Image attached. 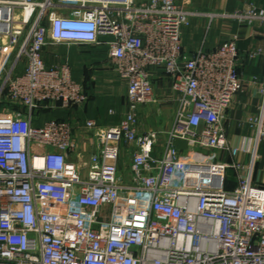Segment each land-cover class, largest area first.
Masks as SVG:
<instances>
[{
	"label": "built area",
	"instance_id": "2783aa9c",
	"mask_svg": "<svg viewBox=\"0 0 264 264\" xmlns=\"http://www.w3.org/2000/svg\"><path fill=\"white\" fill-rule=\"evenodd\" d=\"M191 14L177 0H0V264H264V187L254 180L264 84L254 135L232 145L223 117L243 88L237 43L188 54ZM233 16L264 22V8ZM50 43L107 48L127 81L117 123L87 119L80 140L68 120L38 122L89 98L68 60L46 62ZM154 69L178 105L168 129L143 131L140 108L158 101Z\"/></svg>",
	"mask_w": 264,
	"mask_h": 264
},
{
	"label": "crops",
	"instance_id": "0c3cea01",
	"mask_svg": "<svg viewBox=\"0 0 264 264\" xmlns=\"http://www.w3.org/2000/svg\"><path fill=\"white\" fill-rule=\"evenodd\" d=\"M177 1L186 10L194 13L189 16V24L182 28L183 49L188 54L193 55L200 48L205 51L214 50L227 40H235L237 43L239 51L237 73L243 81V88L233 97L231 104L225 111L223 124L230 143L240 147L243 145L245 137L254 135V129L248 120L250 117H257L261 109L260 89L264 84V22L260 20L243 21L233 15L251 8H264V0ZM103 47L104 51L95 52L93 56V58L101 61L99 69L96 67L92 72L88 68L83 74L76 70L77 75H74V70V77L86 83L89 98L83 107L75 106L70 109V119H67L70 122L80 123L86 119H95L101 125L109 126L117 123L123 116L127 101V81L118 74L112 73L115 71L109 64L107 48ZM255 51L260 52L256 57L251 58L249 54ZM23 70L24 67L17 69V73H21ZM99 72H102L106 78H100ZM153 72L155 74L153 85L158 101L155 104L141 107L140 119L145 118V116L158 119L163 127L145 128L141 124L143 131L168 129L172 125L178 105V95L172 90L169 78L160 77V70L154 69ZM111 109L117 111L113 116L109 113ZM63 110L68 111V109L57 108L51 109L49 113L43 112V115L58 113ZM43 120L47 119L43 118ZM80 140L82 139L80 138ZM180 144L184 145L182 142ZM80 145L85 147L84 149L88 148L84 142ZM124 155H130V148L126 145L123 146L122 160ZM219 157L227 161H232L235 158L224 151L219 153ZM238 158L247 161L248 155L243 157L240 155ZM227 177V187H234L237 183V175L234 169L228 170ZM254 180L258 186L264 187V140L259 147V159L255 168Z\"/></svg>",
	"mask_w": 264,
	"mask_h": 264
},
{
	"label": "rangeland",
	"instance_id": "374dc122",
	"mask_svg": "<svg viewBox=\"0 0 264 264\" xmlns=\"http://www.w3.org/2000/svg\"><path fill=\"white\" fill-rule=\"evenodd\" d=\"M46 53H45V60L48 64H54V63H59L61 61H65L68 60L70 62V64L73 67V74H74V70H75V74L77 75V71H79L80 74L85 73V70H87L88 68L93 72V70H95L96 67H98L99 69V65L101 63L100 60H97L95 58H93L94 53H98L99 51H104V47L100 46V45H91V44H55V43H50L47 48H46ZM24 66V62H20L18 69L23 68ZM97 69V70H98ZM114 73V75L117 73ZM99 77H105L103 76V73L99 72L98 73ZM111 76L113 77V74H111ZM77 77V76H76ZM106 78V77H105ZM118 84V83H117ZM116 85V83H115ZM86 104V103H85ZM84 104V105H85ZM84 105L78 106V107H83ZM77 107V109H78ZM124 108L126 109V106H124ZM73 109V108H70ZM70 109L67 110H63L62 112H58V113H53V114H49V115H43L42 112V117L44 119H51V118H66V119H70V113L69 111H71ZM43 118H41L39 120V122L43 121ZM87 120V119H86ZM85 120V121H86ZM141 124H143V126H145V128H157V127H163L162 123L160 120L158 119H151L149 116H145V118H141ZM84 122L80 123H74L75 126L77 127V136L80 139H83L84 134H86V131L83 129V125ZM85 148V147H84ZM87 148V147H86ZM86 150V154L87 152L90 150L89 147ZM126 154V153H125ZM130 160V155H124L123 160L121 159L120 161V170L122 172V174H124L126 177H130V172H129V161Z\"/></svg>",
	"mask_w": 264,
	"mask_h": 264
},
{
	"label": "trees",
	"instance_id": "16d2710c",
	"mask_svg": "<svg viewBox=\"0 0 264 264\" xmlns=\"http://www.w3.org/2000/svg\"><path fill=\"white\" fill-rule=\"evenodd\" d=\"M83 84H84V86H85V89H86V91H87V85H86V83L85 82H83ZM88 93V92H87ZM89 95V94H88ZM73 108V107H72ZM51 111V109H46V110H43L42 112H44V113H49ZM51 119H54V118H51ZM55 119H58V120H67V119H65V118H61V117H58V118H55Z\"/></svg>",
	"mask_w": 264,
	"mask_h": 264
}]
</instances>
